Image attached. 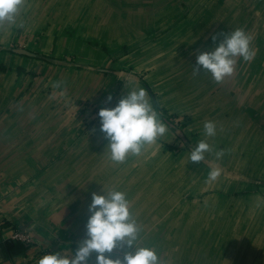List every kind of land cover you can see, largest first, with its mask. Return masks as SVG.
<instances>
[{"label":"crops","instance_id":"0c3cea01","mask_svg":"<svg viewBox=\"0 0 264 264\" xmlns=\"http://www.w3.org/2000/svg\"><path fill=\"white\" fill-rule=\"evenodd\" d=\"M263 11L264 0H26L16 24L0 27V239L23 229L34 243L1 241L0 264L72 258L101 189L126 193L137 246L161 264H264V188L255 185L264 183ZM237 28L254 58L237 57L220 84L202 66L194 74L211 37ZM127 49L148 88L124 72ZM112 54L123 56L118 70ZM139 88L169 131L114 163L98 113ZM201 140L213 152L191 162ZM217 167L220 177L206 182ZM245 183L241 209L231 197ZM201 197L209 204L194 205Z\"/></svg>","mask_w":264,"mask_h":264},{"label":"clouds","instance_id":"9594fccd","mask_svg":"<svg viewBox=\"0 0 264 264\" xmlns=\"http://www.w3.org/2000/svg\"><path fill=\"white\" fill-rule=\"evenodd\" d=\"M25 2L26 0H0V27L16 24L17 16ZM211 39L216 46L213 50L204 51L197 56L194 74L198 75L202 66L203 70L210 72L213 80L220 84L235 72L237 57H242L246 62L254 58L251 49L252 38L241 28L230 34L213 35ZM63 86V82L53 84L54 88ZM112 99L111 95L107 97L108 102ZM98 116L100 131L105 134L110 160L114 163H124L129 154L141 155L146 145L155 144L169 131L168 125L160 118V113L153 106L151 97L144 88L124 94L114 108L101 109ZM216 130L215 122L204 123V133L207 137L215 136ZM212 152V147L201 140L190 152L189 158L191 162L201 163L205 160V153ZM224 155V150L215 152L217 160ZM220 175L221 169L213 168L206 182H214ZM101 192L102 194L92 193L86 238L78 244L73 257L68 258L57 252L43 256L38 264H89L93 254L94 264H161L155 250L137 246L141 228L133 218L126 193H105L103 189ZM117 249L123 255L113 259L112 254Z\"/></svg>","mask_w":264,"mask_h":264},{"label":"rangeland","instance_id":"374dc122","mask_svg":"<svg viewBox=\"0 0 264 264\" xmlns=\"http://www.w3.org/2000/svg\"><path fill=\"white\" fill-rule=\"evenodd\" d=\"M264 12V11H263ZM159 40V39H158ZM160 42H162V40L160 41ZM126 57H127V61L125 62V65H126V69H125V71L124 72H126L127 73V75L128 76H130L131 75V78L133 79V78H135V80H137V81H139L140 83H142L145 87H147L148 85H147V83H146V81L145 80H143V79H141V77H143L144 75L143 74H141V75H138L137 73H136V71H137V69L135 70L134 69V67H135V65H133L132 63L134 62V59H135V57H134V53H133V51H128V49L126 50ZM111 57H112V59H115L116 60V63L114 64L115 66H113L114 67V69H116V70H118L117 69V65H118V59H120V58H123V56H118L117 54L116 55H114V54H112V55H110ZM146 57V56H145ZM146 60V59H145ZM131 63V64H130ZM110 71L111 72H113V70H111L110 69ZM122 72V71H121ZM148 88V87H147ZM98 118H99V116H98ZM241 183V182H240ZM245 185V188H236V190H238L236 193H234V196H235V199H234V196L232 195V201H233V203H231L232 205H235L237 208H243V209H245L246 207H247V200L249 199V198H242V197H239V194H245L246 192L245 191H247L248 189H249V187H252V186H248L247 185V183H245L244 184ZM256 185V187H257V185H259V184H255ZM258 190H259V192L261 193L262 191H263V188L261 189V188H257ZM245 192V193H244ZM236 195H238V196H236ZM206 199V202L208 203L209 201H210V199L211 198H208V197H201V198H196V199H194V200H197L196 202L192 199V201H193V203H194V205H196V204H200V202L202 201V200H205ZM199 202V203H198ZM264 203V202H263ZM209 204V203H208ZM211 204V203H210ZM214 247H207V249L208 250H210V249H213ZM223 251H224V249H223Z\"/></svg>","mask_w":264,"mask_h":264},{"label":"built area","instance_id":"2783aa9c","mask_svg":"<svg viewBox=\"0 0 264 264\" xmlns=\"http://www.w3.org/2000/svg\"><path fill=\"white\" fill-rule=\"evenodd\" d=\"M4 240L11 244L25 243L26 245H32L34 243L33 238L23 229H13L12 233L6 239H0V242Z\"/></svg>","mask_w":264,"mask_h":264},{"label":"trees","instance_id":"16d2710c","mask_svg":"<svg viewBox=\"0 0 264 264\" xmlns=\"http://www.w3.org/2000/svg\"><path fill=\"white\" fill-rule=\"evenodd\" d=\"M146 88H147V87H146ZM169 121L172 122L173 120L169 117ZM257 184H259V185H257L258 188H264V183L259 182V183H257ZM3 226H4V224H3Z\"/></svg>","mask_w":264,"mask_h":264},{"label":"water","instance_id":"95a60500","mask_svg":"<svg viewBox=\"0 0 264 264\" xmlns=\"http://www.w3.org/2000/svg\"><path fill=\"white\" fill-rule=\"evenodd\" d=\"M16 52L24 54V55H30L28 52L22 51V50H16Z\"/></svg>","mask_w":264,"mask_h":264}]
</instances>
